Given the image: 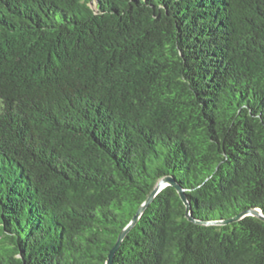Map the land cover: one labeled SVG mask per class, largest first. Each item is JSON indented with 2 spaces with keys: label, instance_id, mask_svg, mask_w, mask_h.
I'll return each instance as SVG.
<instances>
[{
  "label": "trees",
  "instance_id": "obj_1",
  "mask_svg": "<svg viewBox=\"0 0 264 264\" xmlns=\"http://www.w3.org/2000/svg\"><path fill=\"white\" fill-rule=\"evenodd\" d=\"M264 264V0H0V264Z\"/></svg>",
  "mask_w": 264,
  "mask_h": 264
},
{
  "label": "water",
  "instance_id": "obj_2",
  "mask_svg": "<svg viewBox=\"0 0 264 264\" xmlns=\"http://www.w3.org/2000/svg\"><path fill=\"white\" fill-rule=\"evenodd\" d=\"M166 186H172L176 190V192L178 193L180 199L185 204L187 218L190 221H193L195 223H201L200 221L192 218L190 205L188 204V202L186 200V197L184 195L182 188L175 182V180L172 177H170V176L163 177L157 181V183L153 187V189L150 192V194L148 195V197L145 199V201L142 203V205L137 210L136 214L133 216V218L130 220V222L126 225V227L120 232L115 245L109 251V255H108V259L106 261V264H111L112 258L114 256L115 252L117 251V249L119 248V246H120L123 238L127 234V232L135 225V223L137 222V220L141 216L144 209L148 206V204L152 201V199L157 195V193L160 192ZM255 215L258 216L260 219L264 220V218H261V216L259 214H255ZM243 216H245V215H243ZM243 216H241V214H240V215L234 217V219L237 220V219L242 218Z\"/></svg>",
  "mask_w": 264,
  "mask_h": 264
},
{
  "label": "snow or ice",
  "instance_id": "obj_3",
  "mask_svg": "<svg viewBox=\"0 0 264 264\" xmlns=\"http://www.w3.org/2000/svg\"><path fill=\"white\" fill-rule=\"evenodd\" d=\"M255 214H259L261 216V218H264V210H262L261 208H256L254 210L246 209L241 213V216H243V215H255Z\"/></svg>",
  "mask_w": 264,
  "mask_h": 264
}]
</instances>
